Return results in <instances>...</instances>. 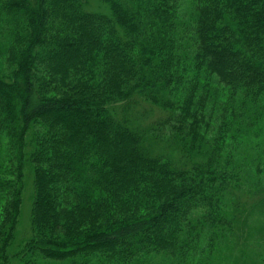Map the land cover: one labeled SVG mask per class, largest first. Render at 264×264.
<instances>
[{"label":"trees","instance_id":"trees-1","mask_svg":"<svg viewBox=\"0 0 264 264\" xmlns=\"http://www.w3.org/2000/svg\"><path fill=\"white\" fill-rule=\"evenodd\" d=\"M100 1L0 0V264H264V0Z\"/></svg>","mask_w":264,"mask_h":264},{"label":"rangeland","instance_id":"rangeland-1","mask_svg":"<svg viewBox=\"0 0 264 264\" xmlns=\"http://www.w3.org/2000/svg\"><path fill=\"white\" fill-rule=\"evenodd\" d=\"M90 6L89 8L92 10H98L101 12H107L108 8L105 4H103L100 0H90ZM26 189H25V195H24V202L22 206V212L20 216V225H19V239L20 241L24 240L25 238H28L31 234V211H32V192H33V180L32 178H29L26 182ZM246 194L243 197V200L247 201V205L250 207L255 204L256 201H258L262 196L258 195H251L249 192H246ZM249 209V210H250ZM249 227L248 231L250 235H252L251 242H247V233L244 234V246L249 251L251 250V254L255 251H263L264 250V236L261 235V233L264 231V210H257L253 211L250 217L249 221ZM235 264H258V262L253 261H240L238 260Z\"/></svg>","mask_w":264,"mask_h":264}]
</instances>
